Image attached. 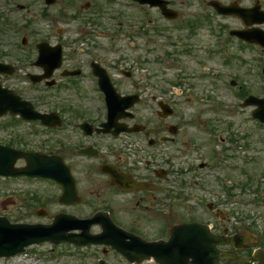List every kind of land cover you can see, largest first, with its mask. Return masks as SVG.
<instances>
[{"label":"flooded vegetation","instance_id":"1","mask_svg":"<svg viewBox=\"0 0 264 264\" xmlns=\"http://www.w3.org/2000/svg\"><path fill=\"white\" fill-rule=\"evenodd\" d=\"M240 1L204 0L206 13L241 19L240 26H219L223 38L219 36L218 41L221 45L230 40L240 41L243 45H255L257 51L264 53L259 43H248L231 34L235 30H264V24L247 26L240 16L222 14L212 4L250 8L257 3L264 10V0H253L251 6L240 5ZM175 6V0H0V145L37 154L31 160L17 159L14 164L17 168L30 162L33 165L47 162L50 168L65 170L64 184L47 179L61 193L65 185L74 186L79 200L63 204L64 207L83 205L82 191L89 188L87 193L94 196L91 204L103 203L102 207L93 209L91 216L106 211L118 226L146 240L165 238L167 217L162 207L167 194L165 184L172 168L170 164L160 165L165 162L160 148L168 142H176L182 127L167 123L176 115L175 109L169 117L158 114L159 101L171 105L163 98H154L158 106L156 120L137 118L135 108L142 103V94L123 91L129 87L124 86L125 83L132 86L135 70L120 67L122 60L102 52L95 37L102 38L110 47L128 44L136 48L140 45L136 39L144 36L156 42L157 34L149 31L148 26L155 23L150 22L148 11L154 9L162 17L174 20L179 14ZM135 17L138 20H134ZM205 21L213 31L212 18L207 16ZM201 23L194 21L185 27L196 33ZM183 27L178 24L176 29ZM153 30L161 31L160 28ZM107 90L115 97L138 96L135 105L114 119L116 126L109 125ZM65 92L80 97L94 94L95 115L83 117L87 113L81 106L65 102ZM60 94L62 101L55 102L54 96L59 98ZM54 103L62 106L55 107ZM129 111L132 116L128 115ZM136 126V131L129 130ZM171 131L175 136H171ZM149 149H155L156 156ZM143 152L149 155L144 156ZM135 154L136 163L132 157ZM110 173H116L122 184L112 182ZM133 180L147 184L135 190ZM217 202H211L214 207L211 211L217 216L220 209L225 217L221 228L212 226L216 234L229 237L249 233V238L236 239L237 247L231 243L220 245L237 257L232 262L222 261L223 264H255L258 261L255 253L264 258V233L244 224L235 225L229 210L221 209L223 204ZM67 213L78 216L76 210ZM98 227L101 231V226ZM150 231L157 232V237H149ZM101 247L104 256L99 258V264L101 260L113 264L106 256L109 252L126 262L116 251Z\"/></svg>","mask_w":264,"mask_h":264},{"label":"rangeland","instance_id":"2","mask_svg":"<svg viewBox=\"0 0 264 264\" xmlns=\"http://www.w3.org/2000/svg\"><path fill=\"white\" fill-rule=\"evenodd\" d=\"M252 1L241 0L240 5L251 6ZM175 5L179 14L174 20L162 17L154 9L148 11L150 22L155 23L148 26L149 31L157 34L156 42L144 36L136 39L140 42L136 48L128 44L110 47L108 42L95 37L102 52L122 60L120 67L135 70L132 86L125 83L129 87L123 91L142 94V103L135 108L138 119H157L154 98L169 101L177 111L167 123L182 127L179 138L160 148L165 160L160 165L170 164L172 168L162 207L166 211V226L196 220L221 228L224 222L207 207L208 203L218 201L216 204H223L221 209L229 210L235 225L244 224L264 233V124L252 119L253 107L241 106L243 99L238 95L242 89L264 97V53L257 51L255 45H243L240 41L230 40L224 45L218 41L222 36L219 26H240L238 17L206 13L204 0H175ZM207 16L212 18L213 31L204 22ZM194 21L202 22L196 33L185 27ZM178 24L184 27L176 29ZM156 28L161 31H154ZM63 96L66 103L81 106L87 113L83 117L95 115L94 94L80 97L65 92ZM54 101H62V94L59 98L54 96ZM149 152L156 156L155 149ZM132 157L136 163V154ZM202 162L208 166L200 168ZM87 191L89 188L82 191L83 205L64 207L59 201V188L45 180L0 178V215L12 222L28 223H50L57 213L70 210H76L81 217L91 216L93 209L103 203L91 204L94 196ZM5 198L11 200L3 202ZM41 207L49 212L48 216L35 214ZM91 231L99 232L100 227L93 226ZM167 235L166 229V238ZM148 236L155 238L157 232L150 231ZM101 251L102 247L97 245L83 250L45 242L27 247L22 254L0 258V264H98L97 257L104 256ZM106 256L113 264H129L112 252Z\"/></svg>","mask_w":264,"mask_h":264},{"label":"water","instance_id":"3","mask_svg":"<svg viewBox=\"0 0 264 264\" xmlns=\"http://www.w3.org/2000/svg\"><path fill=\"white\" fill-rule=\"evenodd\" d=\"M212 4H218L213 2ZM219 11L242 16L247 24L261 22L256 17L261 16L262 12L258 8L240 9L237 10L233 6L217 5ZM241 38L249 42L259 41L260 33L253 31H235ZM264 44V41L262 42ZM109 99V118L111 124L115 118L120 117V112L125 108L134 104L137 100L135 97L127 96L120 98L114 96L112 92L108 94ZM127 101V102H126ZM257 104L259 106L253 114L264 122V99L250 98L246 104ZM160 107L164 110L163 116L173 113V109L161 102ZM136 130V129H131ZM13 151L5 156L1 153L2 150ZM28 153L14 151L0 146V174L4 175H42L49 176L46 171L36 169L30 166L25 169L16 170L13 168V163L16 158L26 156L30 159ZM39 214H44L45 211H37ZM103 214V213H102ZM95 223H101L104 231L101 234H91L90 228ZM81 229L80 234L70 233L71 230ZM129 234L117 228L108 217H94L91 219H80L73 215L58 214L52 224H27V223H11L7 217H0V257L12 256L23 252L25 247L51 241L55 244L61 242L74 243L76 245L88 244H106L111 245L114 249L121 252L129 258L131 262H142L153 258L159 264H220L221 259L232 260V257L227 252L220 251L217 245L220 243L229 242L232 238L226 239L223 236H218L210 231L206 224L197 222L183 223L176 225L171 230L170 238L167 241H142L135 236H131L132 241L127 242L126 238ZM259 264H264L261 262Z\"/></svg>","mask_w":264,"mask_h":264}]
</instances>
